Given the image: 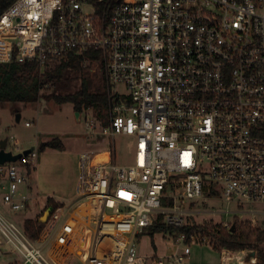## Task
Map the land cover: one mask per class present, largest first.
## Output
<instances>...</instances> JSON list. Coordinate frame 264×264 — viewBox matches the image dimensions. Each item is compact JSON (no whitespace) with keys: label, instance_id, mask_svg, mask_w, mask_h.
<instances>
[{"label":"built area","instance_id":"2783aa9c","mask_svg":"<svg viewBox=\"0 0 264 264\" xmlns=\"http://www.w3.org/2000/svg\"><path fill=\"white\" fill-rule=\"evenodd\" d=\"M70 55L99 67L108 124L87 116L85 127L113 144L104 161L80 154L76 197L52 207L37 239L0 211V237L24 264H186L189 249L161 263L140 238L191 225L198 205L246 222L264 204V0H16L0 15V64ZM116 135L135 139L128 163ZM37 157L0 165L12 211L36 205L20 188Z\"/></svg>","mask_w":264,"mask_h":264},{"label":"rangeland","instance_id":"374dc122","mask_svg":"<svg viewBox=\"0 0 264 264\" xmlns=\"http://www.w3.org/2000/svg\"><path fill=\"white\" fill-rule=\"evenodd\" d=\"M50 63L52 62L50 61ZM83 68L85 73H89L87 79L91 80L92 86H95L96 81L100 77L98 73L99 67L91 61H85ZM79 85L80 82L77 80L69 81L67 83V92L64 91L63 93H73L78 89ZM94 90L95 88L93 87L92 91ZM48 92L46 91V93ZM76 113L74 105L71 103L60 105L54 100L43 98L35 103L0 104V143L7 139V149L13 151L14 154L34 149L38 155L36 167L32 169L29 179V185L33 189L29 190L24 185L20 188L22 193L28 192L31 195V199L34 200L36 205L32 204L29 211L22 210L12 213L11 210L9 215L4 213L7 218L15 221L18 225L25 224L26 219H40L43 217V214L45 211L47 212L50 206H47L45 211H43V208L37 213L39 199L41 198L51 197L55 202H59V200L67 202L70 199H74L79 183L78 164L80 154L85 151L101 153L111 148L113 139L101 134L91 136L86 132L85 118L87 116L96 121L98 120L100 125H102L98 112L92 109H84L78 117ZM18 114L21 115L20 122L16 121ZM26 122H31L32 126L27 127L25 125ZM56 137L63 141L64 150L48 148L41 151L39 149L42 142ZM134 141L135 139L129 135H116L114 137L117 162L128 163L132 160ZM15 143L19 144L18 148ZM4 186V181L0 176V201L4 198ZM213 206L219 212L227 210L222 200L215 201ZM194 208L199 211L194 217L198 223L204 221L203 223L210 224L211 221L221 223L235 220L234 214L217 213L212 215L203 213L202 211L207 209L201 205ZM247 211L248 213L245 215L246 221H250L256 227L264 228V204H256L248 208ZM177 235L179 234L175 231L171 233L166 231H148L140 238V253L149 257H157L161 263H164L166 257L175 255L185 249L190 251V257L186 260V264H221L224 258L228 256L227 254L235 256V259L230 262L231 264H236L238 261L244 264H256L258 262L256 258L257 251L255 250L250 252L245 250L241 254L227 250L218 251L210 244L205 243H193L190 247H187L178 238L176 239ZM262 248L264 250V244ZM252 253L255 257L251 256L253 255ZM250 258H255L256 263L251 262ZM73 264L82 263L75 260Z\"/></svg>","mask_w":264,"mask_h":264},{"label":"trees","instance_id":"16d2710c","mask_svg":"<svg viewBox=\"0 0 264 264\" xmlns=\"http://www.w3.org/2000/svg\"><path fill=\"white\" fill-rule=\"evenodd\" d=\"M16 0H0V15L8 9ZM45 66H38L34 62L18 63L16 61L0 64V104L2 103H35L40 99L54 100L57 104L71 103L77 113L85 109L97 111L101 117L102 126L108 124V95L105 81L99 77L92 86L91 80L87 79L89 73H85L81 57L70 55L64 60H53ZM77 80L80 82L78 89L73 93L67 92V83ZM93 87L95 88L92 91ZM46 91H49L46 93ZM48 148L64 150L63 141L56 137L42 142L39 146L41 151ZM22 161L24 160L21 159ZM31 173V172H30ZM57 207L58 203L49 199L46 207ZM45 207V208H46ZM45 208L43 211H45ZM235 224L234 230H232ZM45 224L39 219H26L24 228L27 234L37 239ZM150 231H170L186 233V243L190 244V236H199V242L210 244L215 250H227L230 252L257 251L256 264H264V228L252 225L250 221L240 222L235 219L230 228L221 224H198L192 218L191 225L185 227H168L159 224ZM204 238L207 241H204Z\"/></svg>","mask_w":264,"mask_h":264},{"label":"crops","instance_id":"0c3cea01","mask_svg":"<svg viewBox=\"0 0 264 264\" xmlns=\"http://www.w3.org/2000/svg\"><path fill=\"white\" fill-rule=\"evenodd\" d=\"M21 121V120H20ZM32 126V125H31ZM27 127H30V126H27ZM26 151V150H25ZM101 153H105V152H101ZM98 154H100V153H97V155ZM2 178V180L4 181V189H5V192H6V190H7V178L6 177H1ZM32 190L33 188H32V186L31 185H29V190ZM22 191V190H21ZM24 192V191H23ZM39 199V198H38ZM49 199H51V197H48V198H46L45 200H46V202L49 200ZM60 199H65V198H60ZM52 201H54L53 199H51ZM72 199H70L69 201H71ZM39 201H40V199H39ZM55 202V201H54ZM68 202V201H67ZM56 203H58L59 205H61V204H63V203H66V202H62V200H59V202H56ZM43 206L42 205H40L39 204V206L37 207V213L38 212H40V210L41 209H43L42 208ZM8 210H7V209ZM30 209L28 208V209H26V211H29ZM0 211H1V213L5 216V214H10V212H11V209L9 208V206L8 205H6L5 203H4V201L2 200V201H0ZM10 211V212H9ZM15 211H12V213H14ZM5 213V214H4ZM6 217V216H5ZM7 218V217H6ZM9 219V218H8ZM40 221V220H39ZM24 223H22L21 224V226H23L24 227V225H23ZM227 252V251H226ZM225 252V253H226ZM250 252V251H249ZM235 253H244V252H235ZM253 254V253H252ZM228 256H226L225 258H224V261H222L221 262V264H231L230 262L233 260V259H235V256L233 255V256H229V254H227ZM252 257H255L254 256V254L253 255H251ZM240 258V257H239ZM251 259V262H255V261H253L252 259H254V258H250ZM75 260H78V259H74V260H69L68 262H66V263H63V264H73V262L75 261ZM79 261V260H78ZM80 262V261H79ZM236 262V261H235ZM239 262V261H238ZM236 263V264H240V263H242V262H239V263ZM80 263H82V262H80ZM256 263V262H255ZM0 264H24V262H23V259H22V257L19 255V254H17L15 251H13L12 249H11V247L9 246V245H7L4 241H2V239H1V237H0ZM62 264V263H61ZM83 264V263H82Z\"/></svg>","mask_w":264,"mask_h":264},{"label":"water","instance_id":"95a60500","mask_svg":"<svg viewBox=\"0 0 264 264\" xmlns=\"http://www.w3.org/2000/svg\"><path fill=\"white\" fill-rule=\"evenodd\" d=\"M80 115V113H76V116L78 117ZM21 120V115H17L16 117V121L20 122ZM7 144H8V140L4 139L1 143H0V165L6 164V163H10V162H18L20 161L23 157L28 156V154H30L34 149H30V150H26L23 151L21 153L18 154H14L13 151H10L7 149ZM52 211V207H50L47 212L45 211V213L43 214V217L40 218V222L45 223L50 215V212ZM47 215V217H46ZM46 217L45 220H43V218ZM235 228V224H233L232 230H234Z\"/></svg>","mask_w":264,"mask_h":264},{"label":"bare ground","instance_id":"6f19581e","mask_svg":"<svg viewBox=\"0 0 264 264\" xmlns=\"http://www.w3.org/2000/svg\"><path fill=\"white\" fill-rule=\"evenodd\" d=\"M108 159V154L107 153H100L96 156L95 161H104ZM239 259V258H238ZM253 261H256V259H252ZM240 264H244V263H240Z\"/></svg>","mask_w":264,"mask_h":264}]
</instances>
